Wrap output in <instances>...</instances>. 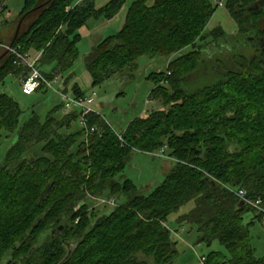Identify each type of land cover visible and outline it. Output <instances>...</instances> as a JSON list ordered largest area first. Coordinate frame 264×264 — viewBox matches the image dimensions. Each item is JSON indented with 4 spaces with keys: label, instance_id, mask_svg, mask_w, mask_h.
Instances as JSON below:
<instances>
[{
    "label": "trees",
    "instance_id": "16d2710c",
    "mask_svg": "<svg viewBox=\"0 0 264 264\" xmlns=\"http://www.w3.org/2000/svg\"><path fill=\"white\" fill-rule=\"evenodd\" d=\"M127 1L97 6L94 0H24L14 46L37 52L41 72L50 81L60 76L64 93L71 87L74 96H85L75 70L80 31L90 18L113 22ZM259 2L224 0L238 25L232 36L222 29L207 32L217 9L211 0H133L121 28L84 56L87 87L116 74L132 75L144 55L173 58L166 72L148 76L155 82L151 95H162L164 109L134 118L121 134L91 113L90 125L97 130L86 137L79 114L56 117L58 108L46 120L33 111L22 122L24 110L2 85L10 75L23 78L28 69L0 47V56L8 52L0 59V149L2 137L17 135L0 151V264H170L179 251L166 223L189 202L193 207L178 218L179 226L193 225L198 243L225 248L211 251L207 264H264L252 232L257 224L264 229V5ZM249 35L259 39L255 54L236 49L230 55L234 65L215 79L218 54L206 56V49ZM201 69L213 81L190 91L189 78ZM37 145L40 152L26 157ZM135 153L171 159L149 195L140 194L131 179H119ZM235 189L260 199L261 210L242 203ZM96 198L124 201L106 213L90 204ZM249 212L254 215L246 221Z\"/></svg>",
    "mask_w": 264,
    "mask_h": 264
},
{
    "label": "rangeland",
    "instance_id": "374dc122",
    "mask_svg": "<svg viewBox=\"0 0 264 264\" xmlns=\"http://www.w3.org/2000/svg\"><path fill=\"white\" fill-rule=\"evenodd\" d=\"M96 5L106 3L108 0H94ZM133 0H128L124 9L120 12L118 17L113 21H106L104 18L88 19L86 26L81 29L82 40L79 42L80 58L75 64V70L77 72L76 81L80 82L82 89L86 91V95H93L95 93V103L93 108L106 120V122L112 126V128L119 134L123 133L129 122L138 116H145L153 111L163 110L164 105L162 103V95L152 96L151 92L155 88V82L149 79L148 76L152 73L166 72L168 62L173 58L170 56H156L150 57L149 55L142 56L138 61V67L131 75V72H125L122 74H116L102 85L94 88L87 87V80L85 75V69L83 64V58L87 55L91 48L101 41L104 37L114 34L121 26L125 15V9ZM214 6H217L220 0H211ZM6 5L3 11H0V42L4 44H10L13 40L16 30L18 28L19 15L24 7V0H0V6ZM215 29H222L229 35H236L238 31L237 22L234 20L231 12L226 6H218L210 22H208L207 32H212ZM211 39V38H210ZM236 37L234 38L235 42ZM229 44V43H225ZM224 45L221 46L223 48ZM5 49L4 47H1ZM191 48H187L184 51L188 52ZM220 49L218 46L208 47L206 52ZM221 50V49H220ZM248 50V54L253 50L251 46L245 47ZM238 51V50H237ZM237 51L225 54L219 53L217 56V62L212 63L215 68V79H219L227 68L232 67L234 63L230 60ZM2 52V51H1ZM205 52V53H206ZM236 52V53H235ZM32 57H39L37 52L30 50ZM30 54V55H31ZM211 56V55H210ZM227 65V66H226ZM226 66V68H225ZM47 69L51 68V65H47ZM45 69V70H47ZM60 76L55 77L54 86L60 87V82L57 79ZM20 79V82H19ZM160 79V78H159ZM213 76L203 74V69L196 74H193L187 83L190 91H197L206 84L211 83ZM21 78H17L15 75H10L6 78L4 85H2V91L6 92L14 100H16L21 108L24 110V114L21 121L28 120L34 113L38 114L42 120H46L53 109L58 108L55 112L56 117H62L66 112L64 110L65 98L52 89H47V93L37 91L32 95H25L21 91ZM69 96H74L72 89L68 92ZM34 111V113H32ZM77 124V123H76ZM17 141V135L13 134L2 137V148L0 151H4L8 146H12ZM41 145L34 146L26 153V157H32L40 152ZM171 159L160 156L159 153L145 155L142 153H135L131 161L127 164L124 172L119 179L124 177L131 179L138 187L139 193L143 195H149L159 184L162 183L165 174L171 168ZM107 198L95 200L91 199L93 207L96 210L109 213L115 208V205L105 204L103 200ZM113 199V198H111ZM108 200V199H107ZM110 200V199H109ZM118 204L123 203L124 198H114ZM193 207V202L187 203L179 211L172 213L167 220V226L172 232L174 240L178 241L177 248L179 251L176 259L170 264H199V258L207 256L213 250L224 251L225 248L218 242L210 247L203 243L197 242L196 228L192 225L183 224L179 226L178 218ZM254 215L253 212H249L245 216V220H249ZM254 235V245L256 247V255L264 254V229L260 224H257L252 230Z\"/></svg>",
    "mask_w": 264,
    "mask_h": 264
},
{
    "label": "built area",
    "instance_id": "2783aa9c",
    "mask_svg": "<svg viewBox=\"0 0 264 264\" xmlns=\"http://www.w3.org/2000/svg\"><path fill=\"white\" fill-rule=\"evenodd\" d=\"M218 6H224V0L218 1L217 7ZM4 8L5 6L1 5L0 11H3ZM0 47L6 48L14 56V64L24 66L28 69V74L25 75L21 80V91L23 94L32 95L36 93L41 87L52 89L65 98L63 107L66 113L76 111L79 114V125L86 130V137L97 130L96 125H90L89 119V115L91 113L99 114L93 108V104L95 103V93L93 95H85L82 97L69 96L67 93H64L59 87L54 86L55 80H48L41 72L38 66V60L40 56L32 57V55L28 53H23L19 45L8 46L0 43ZM57 79L59 80V78ZM119 138L122 141V144L125 145L122 135H119ZM161 153L159 154L162 155ZM232 192L236 194V196H238L242 201H244V203L252 205L261 210V200H255L247 197V192L244 189H235L232 190ZM103 202H106L105 204L110 203L112 205H116V201L114 199H106L103 200ZM199 263L207 264V256H202L201 258H199Z\"/></svg>",
    "mask_w": 264,
    "mask_h": 264
},
{
    "label": "flooded vegetation",
    "instance_id": "af4514ba",
    "mask_svg": "<svg viewBox=\"0 0 264 264\" xmlns=\"http://www.w3.org/2000/svg\"><path fill=\"white\" fill-rule=\"evenodd\" d=\"M238 34V31L236 32V35ZM246 39V41L249 43V44H247V46H251V47H256V45L258 44V40L259 39H257L256 37H254L253 35H249V36H246V37H243V38H241V39H235V42L233 41H231L228 45L227 44H225L224 42H222V43H220L219 44V48L221 49H218V50H216V49H214V50H216V51H214L215 52V54H219V53H222L223 55L222 56H224L225 54H227V53H231L233 50L234 51H236V49H238V50H242L243 51V53L247 56L248 55V50H245L244 48L243 49H241L242 48V46L244 45V43L246 42V41H242V44H239V40H245ZM261 41V40H260ZM250 42H251V44H250ZM263 42V41H262ZM222 45H224L223 46V48H221V46ZM214 47V46H213ZM210 52H213V50L212 51H208V52H206L205 53V55L206 56H210L211 55V53ZM250 55H253V54H255V51H254V53H253V51L252 52H250L249 53ZM249 56V55H248ZM219 57V56H218Z\"/></svg>",
    "mask_w": 264,
    "mask_h": 264
},
{
    "label": "water",
    "instance_id": "95a60500",
    "mask_svg": "<svg viewBox=\"0 0 264 264\" xmlns=\"http://www.w3.org/2000/svg\"><path fill=\"white\" fill-rule=\"evenodd\" d=\"M48 1H50V0H48ZM47 3H48V2H46V3H44V4H42V5L38 6V7H36L35 9H38V8H40V7L44 6V5H46ZM259 4L263 6V5H264V0H260ZM255 6H256L257 8L259 7L257 4H256ZM35 9H33V10H35ZM33 10H31V11H33ZM28 13H30V12H28ZM28 13H27V14H28ZM27 14H25V15H27ZM24 17H25V16H23V17L21 18L20 22H19V25H18V28H17V32H16V35H15V38H14V40H13V42H12V44H11L10 46H14V43H15V41H16V37H17V35H18V32H19V30H20V27H21V24H22V21H23ZM7 53H8V52H6V53L3 54L2 56H0V59H1L4 55H6ZM2 167H3V165H2V163L0 162V172H1V170H2ZM213 183L215 184L214 181H213ZM50 188H51V184H49V185L44 189V191L42 192L41 197H40V203H42L43 200L48 196V193H49V191H50ZM242 203H244V202L242 201Z\"/></svg>",
    "mask_w": 264,
    "mask_h": 264
},
{
    "label": "crops",
    "instance_id": "0c3cea01",
    "mask_svg": "<svg viewBox=\"0 0 264 264\" xmlns=\"http://www.w3.org/2000/svg\"><path fill=\"white\" fill-rule=\"evenodd\" d=\"M79 1H81V0H79ZM108 1H109V0H108ZM108 1H107V2H108ZM107 2H106V3H107ZM106 3H104V4H106ZM104 4H101V5H99V6H102V5H104ZM5 7H6V5H5ZM1 43H2V42H1ZM19 82H20V79H19Z\"/></svg>",
    "mask_w": 264,
    "mask_h": 264
}]
</instances>
